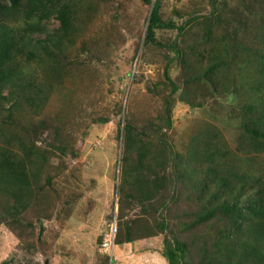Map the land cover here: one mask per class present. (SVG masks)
<instances>
[{
	"label": "rangeland",
	"instance_id": "1",
	"mask_svg": "<svg viewBox=\"0 0 264 264\" xmlns=\"http://www.w3.org/2000/svg\"><path fill=\"white\" fill-rule=\"evenodd\" d=\"M44 3L47 32L59 28L63 5L71 28L65 32L60 23V48L50 46L51 55L18 57L34 85L46 89L39 115L0 107L1 146L22 143L43 161L20 211L12 209L11 194L0 196V264H167L166 241L188 244V264H214L203 253L216 250L214 238L234 246L229 259L242 260L243 243L255 236L229 224L220 203L239 186L249 194L245 177L264 183V152L253 151L242 129L252 114L245 110L264 98V65L256 63L264 62V0ZM155 3L160 27L149 39ZM128 129L137 148L125 144ZM142 147L149 151L141 164ZM209 165L213 174L204 175ZM149 178H162V185L143 198L138 183ZM113 225L115 236L104 246ZM225 248L219 246L220 264ZM244 262L254 260L246 255Z\"/></svg>",
	"mask_w": 264,
	"mask_h": 264
},
{
	"label": "trees",
	"instance_id": "2",
	"mask_svg": "<svg viewBox=\"0 0 264 264\" xmlns=\"http://www.w3.org/2000/svg\"><path fill=\"white\" fill-rule=\"evenodd\" d=\"M48 1L50 2L51 0ZM48 5L44 3V0H28L25 5L21 3V0H0V100L2 99L0 107L8 105V112L27 107L31 110L33 116L35 114L38 116L40 111L39 105L46 100V89L40 87V85H34L35 80L22 70L18 57H25L31 60V58L35 57L37 50H43L45 54L51 55L50 46H55V49L60 48V23L65 32H69L71 28V12L69 11V7L63 5L56 16V19L59 21V28L56 32H47L42 21L50 18V15L46 13ZM52 7L50 5L49 9H52ZM19 17H22V19ZM158 27H160V24L157 3H155L148 19L147 35L149 39H152L153 32ZM261 41L264 48L263 37ZM173 50L176 54H179L177 46ZM204 57L205 55H200L201 59ZM211 57H213L211 59L212 62L218 59V55L211 54ZM38 58L40 63H43L42 57ZM256 63H260V66L264 65V62L259 59ZM215 69L216 65L209 67L211 73H215ZM165 76L173 91H176V85L171 82L169 77L168 68L165 69ZM4 92L6 94L3 96ZM245 111L248 114H252L248 123L244 122L242 124L245 135L244 139H248V143L254 149L253 151L262 153L264 152V98H260L253 108L250 107ZM165 113L166 127L169 128L171 126V112L168 101L165 106ZM133 139L134 137L128 129L125 144L132 146L134 149L137 146ZM19 144L21 147L18 146L15 150L13 147H3L0 143V196H10L11 194L13 197L12 209L15 211H20L23 208L26 197L25 191H27L30 185V179L33 181V178L38 174L43 164L41 155L32 152L26 145ZM163 145L168 149V152H172L165 142ZM148 151L149 148L146 147L138 148L137 154L138 158L142 159L140 160L141 164L147 158ZM192 157L195 156L191 154L187 158V163L190 162ZM174 158L177 159L178 156L174 155ZM207 162L208 164H212L210 159ZM33 168L35 169L32 173ZM185 173L187 176L188 168L185 169ZM212 174L213 168L209 165V167H206L204 175L210 176ZM245 178L248 181L246 188L250 186L248 190L249 194H247V191H243L245 189L242 186H239L238 191H231L233 195H231L230 202L224 201L220 203V209L229 224L234 222L236 229L240 228L247 235H253L255 238L251 237V242L246 241V244L243 243L242 260L237 256L229 259L230 255L236 254L234 246L227 242L225 245L229 246L230 250H228L220 238H214L212 240V248H216V250L211 249L203 252L209 258H215L212 261L214 264H220L218 252L220 245L228 252L227 258L224 260L226 264H245L243 261L246 255H249L254 260L252 264H264V183L258 180L254 182L252 178ZM161 181L162 178L142 180V182L138 183V191L143 198H152L157 193ZM223 182L226 183L225 180ZM213 193L217 194L214 191ZM214 194L211 195L216 200L217 197ZM207 203L210 205V208H214V205H211L210 202ZM216 209L215 206L214 210L207 211V214L200 216L197 220L198 223H201L203 220L205 221L214 211H217ZM160 227L161 229L167 228L163 222H161ZM232 236V232L227 234V238ZM252 242L254 243V247L251 246L250 249H252L247 251L248 244ZM207 247L208 243L205 241L203 247L202 245L199 246V251L202 253ZM162 256L166 259L167 264H188V244L186 245L185 242L181 241H166ZM202 256L204 255L202 254ZM204 259L205 256L203 257Z\"/></svg>",
	"mask_w": 264,
	"mask_h": 264
},
{
	"label": "built area",
	"instance_id": "3",
	"mask_svg": "<svg viewBox=\"0 0 264 264\" xmlns=\"http://www.w3.org/2000/svg\"><path fill=\"white\" fill-rule=\"evenodd\" d=\"M115 231V226L113 225L109 231V235H107L108 237H106L107 239L104 242V246H107L108 243L112 242V238L115 236Z\"/></svg>",
	"mask_w": 264,
	"mask_h": 264
}]
</instances>
